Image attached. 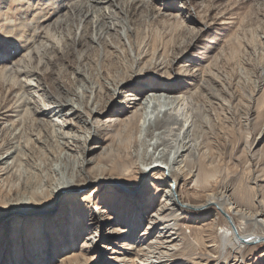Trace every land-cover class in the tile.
<instances>
[{"label":"bare ground","instance_id":"obj_1","mask_svg":"<svg viewBox=\"0 0 264 264\" xmlns=\"http://www.w3.org/2000/svg\"><path fill=\"white\" fill-rule=\"evenodd\" d=\"M60 1L56 0L55 2ZM150 1L152 0H141L140 3H142V7L146 6L145 8H147ZM248 1L251 2V0ZM252 1L264 2V0ZM130 2L131 0H127L126 13L122 17L124 20L127 19L126 15H129ZM125 3L126 1L121 0H69V5H67L62 0L59 3L60 7H63L61 11H66L61 16H57L54 21L50 18L47 24V19L42 24L39 20L34 19L33 22L36 25L33 28L21 20L20 27L14 30L15 33L8 31L9 34H15L16 38L24 43L16 45V48L8 45L4 50L0 49V60L2 59L3 65L0 68V91H4L2 95L5 100H8L4 104L0 102V125L2 123L6 125L1 130L2 133L0 131V151L6 149L5 153L0 155V199L3 202L2 205L6 198L11 197L18 188V169L16 171L13 169L14 167L18 168L22 160L25 159L23 151L26 148L28 150L29 147L35 148L37 143H42L41 146H44L42 140L56 134V137L65 139L62 150H71L70 139L81 144L82 148L76 152L74 150L77 146L73 148L76 169H73L69 174L68 184L60 182L55 187L47 189L49 191L52 188L51 194L54 201L62 190H79L78 186L90 179L96 181L100 178V181L88 192L87 197L78 199V194H69L65 197L63 205L72 199L70 200L71 206L67 208L71 226L68 240L72 242V245L68 251L65 249L66 245L63 246L65 248L62 250V258L57 255L58 246L54 245L45 235V228L52 219L50 215H38L34 218V226H29V228L27 225L23 226L28 234L32 235L30 232L35 231L38 237L43 238L36 245L45 247L46 259L44 263L40 264H53L55 260L59 264H91L95 260L94 254L98 251L97 249L104 248L109 233L107 232L108 226L114 221L118 223L113 228L117 238L111 243L113 246L108 245L107 248L112 250V254H122L121 264H242L250 251L256 247L254 245L264 242V154L249 152L247 155L246 162L253 170L250 179L254 184L249 182L250 184L240 185L239 188L230 184H219V173L223 169V161L221 156L214 155L209 148V130L212 127L224 128L227 120L234 123L235 116L239 114L237 109L239 97H236L231 91L230 99L226 98V78L221 68L218 67L216 70L213 65L212 67L208 66L202 75L192 72L189 68H181L183 77H187L186 80L191 81L189 84L191 86L184 89L181 86H171V82L174 80H166L160 85L155 81L156 86L151 87L149 92L152 94L150 93L149 97L135 98V106L131 107H136V110L128 119L122 120L120 117L112 116L107 120L112 123L107 125L101 124L99 118L111 106L109 96L116 90L120 92L124 90L122 83L131 74L129 71L131 68L123 71L118 78L113 76L115 79L112 81L113 87L111 88L100 77H97L96 73L93 74V70L90 71L91 67L89 69L86 67L85 60L87 58L84 57L85 55L79 54V58L77 57L78 67L68 65L65 60L71 52L79 51V46L87 45L90 41L105 39L106 46L104 48L109 46L112 50L113 44L111 42L108 44L109 40L103 34L115 30L116 26L114 27L113 20L118 19L117 15L123 12L119 9L124 10ZM145 8L143 11H146ZM5 15L6 19L11 18L6 12ZM41 16H46V14L43 13ZM245 18L243 17L241 22L242 30L246 27L244 25ZM140 25L142 23L139 24V27ZM255 29L253 30L257 32ZM255 34V32H251L252 43L257 40ZM135 35L138 44L135 46L136 58L134 60L140 61L143 59L144 53L147 57L152 52L153 56L149 60V64H154L155 67L162 65L163 74L171 75L168 67L180 53L185 51V46L179 45V51L173 53L172 57L165 55L164 61L160 59L162 54L159 53V44L154 47V50L151 46L152 51L149 49L147 52L148 50L145 51L142 46L143 43L144 46L147 43L140 33V28L137 29ZM130 36L132 35H129V40ZM235 37V40L231 37L227 41V45L235 41L236 45L233 50L241 56L240 49L244 40L237 34ZM259 37L260 56L262 54L264 59V35ZM162 41L163 39L160 40V42ZM164 43V52H167L169 47H173ZM252 43L245 46L247 48L259 46L258 41L257 44L253 45ZM255 51H257L256 48ZM252 53L256 55L254 54L256 52ZM219 56L216 58L215 65L217 66L221 58ZM11 57L16 60L12 64L10 63ZM59 64L60 69L58 68ZM257 66H259L257 67L259 73L256 72L257 83L254 80V91L250 95L251 110L248 119H251L252 115V102L264 106V62H259ZM105 67L108 75H112L111 72L116 71L114 67ZM68 69L73 70V72L71 71L73 75L77 72L78 77L75 78L78 84L84 82L86 85L82 94L72 89L70 85L65 87L66 84L63 81L68 75ZM55 72L57 77L54 76ZM33 80H37V85L30 82ZM144 80L145 78L140 79V81ZM260 91L263 96L257 97L256 100L255 96H258ZM128 95L134 96L135 94L129 92ZM71 96L75 98H71ZM68 98L74 99L73 102L78 103V108L67 106ZM48 102L49 104H47ZM83 113L86 114V117ZM48 117H51L50 120ZM75 117L80 120L81 127L86 129L84 134H78L79 127L77 128L76 124L72 122ZM52 118H63V122ZM65 125L71 126L70 129L75 127L74 134L69 135L64 131L58 133L55 127L59 126L62 129ZM111 127H115V130L110 136L111 131L108 129ZM143 128L148 129L146 136L150 137V142L145 139L143 143L138 137ZM18 130L19 132H17ZM107 130L106 135L109 136L101 137V134ZM262 136L264 137V127L260 137ZM112 137L119 138L120 141L126 140L130 143L131 148L133 145L137 146V149L140 145H146L148 150H152L150 155L149 153L144 154L141 166L145 173L143 177L149 175L151 177L149 184L152 183V186L149 188L145 186L143 190L140 186L136 188V185L131 188V185L122 178L116 177L119 182L116 185V183H110L111 180L108 179L111 178L110 176L97 175L114 166L117 169L119 164H130L125 166L127 169L129 166L131 168L139 166V156L136 155L137 158L134 159L129 146L128 150L124 151L127 154H119L118 158L112 145H104L107 139ZM153 140L155 141L151 142ZM92 141L102 147L100 160L94 166H92L95 162L93 157H87L88 153L96 147L91 146ZM13 148L14 150H12ZM9 152L10 154H7ZM12 158L13 165L9 164ZM101 158H110L111 164H104ZM93 169L97 170L92 175ZM141 180L142 176L139 182ZM188 180L193 182L190 185L192 189L185 192V183ZM101 181L106 183L102 184ZM165 183H167L166 187H164ZM179 185H181V189H178ZM115 186H120L122 190L132 191L130 194L125 192L127 196L123 194L125 197L122 198L127 201L124 206H121L124 200L109 192ZM103 188L109 189L106 192L108 193L106 200L117 202L116 206L110 208L118 207L116 208L117 212H113L114 214L106 206L104 196L99 197L100 202L104 203L103 207L99 206L96 197L94 200L92 199ZM158 192L162 196L159 201L157 200ZM35 193L32 192L33 195ZM84 199L88 200L90 204L85 206L82 203ZM156 201L157 203H155ZM210 203L219 208L216 209L210 221L197 228L199 233L209 239L208 241L211 242L209 246L217 250L214 258L210 253L202 250L198 243L197 246L193 243L194 225L189 222V217H192L191 219L194 221L202 220L206 216V212L212 209ZM6 207L1 212L2 214L0 213V218L7 216V220H10V217L17 219L13 221L12 225L16 230L15 234L21 230L22 222L28 220L31 213L46 211L44 207L33 206V204L25 207ZM65 207L66 205L55 216H61L62 212H65ZM222 211L228 215V218L226 217L228 220L224 218ZM103 213H107L109 218H105L104 221L100 220L96 226L90 222L85 224L88 217ZM19 214L24 216L17 217ZM62 222L60 219L61 224ZM4 223L0 226L2 229ZM158 224L161 225L156 231H150L152 228L155 229ZM184 228H192V235L181 233ZM87 229L89 232L86 234L85 241L78 245V239L84 236ZM177 229L178 231H175ZM193 254H196L197 257L192 258Z\"/></svg>","mask_w":264,"mask_h":264},{"label":"rangeland","instance_id":"obj_2","mask_svg":"<svg viewBox=\"0 0 264 264\" xmlns=\"http://www.w3.org/2000/svg\"><path fill=\"white\" fill-rule=\"evenodd\" d=\"M55 1L56 0H0V34H2L4 37L3 40H0V49L4 50V48L8 47V45H10L12 48H16V45L24 43L17 39L15 34H9L8 32H14L17 27H20L19 22L25 21V24H29L34 28L36 25L33 22L34 19L39 20L42 24L44 23V20L47 19V24L48 19L51 18L54 21L57 16H61L63 13H65L64 11L66 10L61 11L63 7H60L59 5L62 0H59L60 2ZM121 1H126V3L123 8L124 10L119 9L121 12H123L120 15H117L118 19L113 20L115 22L114 27L116 26L115 30L109 31V33L104 32L103 34V36L108 38V44H110V42L113 44L114 47L112 50L109 46L108 48H104V46H106L105 39H100L95 42L90 41L87 43V45L83 44L82 46H79V51H76L75 53L71 52L68 57L65 58L68 65L71 64L74 67H78L79 64H77V57L79 58V54L85 55L84 57L87 58V60H85V65L87 64L86 67L88 69L91 67L92 69H90V71L93 70V74L96 73L97 77H100L101 80L111 88L113 87V79L118 78L123 71L131 68L132 71L129 70L131 74L125 78L122 83L124 90L121 92L116 90L115 93L109 96L111 106L99 118L100 123L107 125L112 123L107 121L112 116H115V118L120 117L122 120L128 119L136 110V107H131L135 106V98L149 97L152 94V92H149L151 87L156 86L154 83L155 81H157L159 83L158 85H160L163 82H166V80H174V82H171V86H181L184 87V89L188 86H191L189 85L191 84V81H187V77H183V72L180 71L181 68H189L192 72L202 75V72L208 66L212 67L213 65V68L216 70H218L217 68L220 67L224 77L226 78V98L230 99L231 91L236 95V97H239V105H237L239 114L235 116L234 123L229 122L230 120H227L226 124H224V128L221 127L219 129L218 127H212L209 130V148L214 153V155L218 157L221 156L223 161V169L219 173V184H230L237 188L246 186L250 183L254 184L250 179L252 174L251 171L253 170L246 160L249 152L264 154V137H260L264 127L263 104L252 102L251 119H248V115L249 111L251 110L250 95L254 91V80L257 83L256 74L259 73V70H257V67L259 66H257V64L259 62H264L262 54L260 56L261 45L259 41V36L264 35V22H261L264 21V2H255L252 0L251 2L248 0H152L150 1V4L147 6V8H145L146 6L142 7V3H140L141 0H131L129 5V15H126L127 19L124 20L122 17L125 15L124 13H126L127 0ZM63 2L69 5V0H63ZM144 8L146 11H143ZM5 12L8 13V17L11 18L6 19ZM43 13L46 14V16H41ZM243 17H246L244 19V25L246 26H244V30L241 28ZM140 23H142V25L139 27ZM138 28H140L141 35H143V37L146 39L145 41L147 45L144 46V43L142 44L145 51L148 50L147 52H149V49L152 51V48L154 50V47H157L159 44V53L162 54V57L160 58L161 60L165 61V55L172 57L173 53L179 51V45L185 46V51L180 53L177 59H175L171 66L168 67L171 75H167L165 73L163 74L164 70L162 69V65L155 67L154 64H149V60L153 56L152 52H150L147 57H145L146 55L144 53L143 59L140 61L134 60L136 58L135 46L138 44V39L136 40L137 37L135 32H137ZM253 29L257 30V32ZM251 32L256 33L255 35L257 40H255L253 43L251 39L253 35H251ZM258 32L260 35L257 34ZM130 34L132 35L130 36L131 41L128 38ZM236 34L239 37H242L244 40V43L240 49L241 56H239L237 52L233 50L234 45H236L235 41L227 45V41L231 37L234 38L233 40H235ZM161 39H163L162 42H160ZM257 41L259 46L246 47L247 45H250V42L253 45L257 44ZM163 43L173 47H169L167 52H164ZM151 46L152 48H150ZM255 48L257 51H255ZM252 52H256L254 53L256 55H253ZM221 54L222 56H219ZM218 56L221 58L217 66L215 64L217 63L216 58ZM14 57L10 58L11 64L16 61L14 60ZM65 60L63 61L64 63ZM2 66L1 59L0 68H2ZM105 66H109V68L114 67L116 71L111 72L112 75H108V72L105 71ZM58 68L60 69V64L58 65ZM71 71L73 72L72 69H68L69 76L67 75L65 77V81H63L64 84H66L65 87H69L70 85L72 89L77 90L80 94H82L84 88H86V85H84V82L78 84L76 79L78 77L77 72L74 71L76 74L73 75ZM57 73L54 75L55 77H57ZM113 76L115 78H113ZM142 78H145V80L140 81ZM133 81L136 82L135 86L129 87L128 85L132 84ZM30 82L34 85H37L38 83L37 80ZM3 92V90L0 91V102L2 104L8 102V100L4 99V95H2ZM129 92L135 95H128ZM262 94V91H260L258 96H255L256 100L257 97L261 98L263 96ZM71 98L75 97L71 96ZM67 100V106H74L75 108H78V103L73 102L74 99L71 100L68 98ZM236 100L238 99L236 98ZM47 104H49V102ZM83 115L86 117L85 113H83ZM48 118L50 120L51 117ZM52 119L63 122V118ZM72 122L76 124L75 126L77 128L79 127L78 134H84L86 129L81 127L82 125L80 120L75 117ZM4 126H6L5 123L0 125V131L4 128ZM55 128L58 133L64 131L69 135L74 134L73 132L76 130L75 127L70 129L71 126L69 125H65L62 129H60L59 126ZM108 130L111 131L109 134L111 136L114 133L115 127H111ZM108 130L107 132L102 133L101 137L109 136L106 135ZM147 130L148 129L143 128L141 134H139L138 137L142 141L148 139V142H150V137L146 136V133L148 132ZM17 132H19V130ZM54 137H56V134H52L48 138L49 140L43 139L42 141H44V146H41L43 145L42 143H37L35 148L31 149L29 147L28 150H26V148L25 151H23L25 159L22 160L21 165L18 168L14 167L13 169V171L18 169V188L11 197L6 198V201L3 205V202L0 199V210L2 211L6 206L25 207L31 204H33V206H42L44 209H46V211H40L41 213L38 211L31 213V215L28 216V220L22 222V228L16 234V230L13 229L12 225L13 221H16L17 219L10 217V220H7V216L0 218V226L3 224V222H5L3 229L0 227V264H40L45 262V247L43 245L40 247L36 246L43 240V238L41 239L40 236L38 237L37 232L35 231L30 232L32 233V235H30L27 233V230L23 228L25 225H27L28 228L29 226H34V218L38 215H50V217H52L48 226L45 228V235L46 237L50 238V241L54 245L58 246L56 249L58 250L57 255L59 258H62V250L66 247L65 249L68 251L72 245V242L68 240L71 226L69 211H67V208L71 206L70 200L72 199H69L64 204L66 205L64 208L65 212H62L61 216L55 215L62 207H64L63 203L66 196L69 194L79 195L81 192L88 193L94 186L99 184L100 178L96 181H92L90 179L88 182L79 185V190H72V192L70 189L62 190L60 195L57 196L56 201H54L53 195L51 194L52 188L49 191H47V189L49 187H55L56 184L60 182L68 184V181L70 180L69 174H71L73 169H76L74 152L79 151L82 148L81 144H77L73 141V139H70L69 145L71 150H62L65 139L59 138L58 136L56 138ZM58 138L59 141H57ZM154 141L155 140L151 142ZM96 144L97 143L95 141H92L91 146L96 147L87 155L88 158L93 157L95 160L92 166H94L96 162L100 160V155L102 154V147H100V144ZM106 144L112 145L115 148V154L118 158L119 154H127V152L124 151L128 150V146L130 145V143H128L126 140L123 139L120 141L119 138L114 137L107 139L104 145ZM76 146L77 148L73 152V148ZM136 149L137 146L133 145L132 148L129 146V150H131L132 153L131 156L134 159L137 158L136 155L139 156V166L137 165L136 167L132 168L129 166V169H127L125 166L130 164H119L117 169H115L114 166L112 167L113 169H106L104 173H98L97 175H103L107 177L110 176L111 178H108L111 180L110 183H114L113 179L118 180L117 178H122L131 185V188H133L135 185L137 186L136 188L140 186L142 190L145 186L149 188V186H152V183L149 184V179H151V177H149V175L143 177V174L145 173H143L141 166L143 164L142 160L144 159V154L149 153L150 155L152 150H148L146 145H140L138 149ZM5 150L6 149L1 150L0 155L5 153ZM12 150H14V148ZM40 151L43 153L41 154ZM7 154H10V152ZM101 161L104 164H111L110 158H101ZM9 164H14L13 158L10 159ZM96 170L97 169H93L91 174L93 175ZM113 176H115V178H113ZM141 176L142 180L139 182ZM101 183L105 184L106 182L101 181ZM192 183L193 182L191 180H188V182L185 183V192L192 189L190 187ZM166 184L167 183L164 184V187H166ZM178 189H181V185L178 186ZM107 191H109L108 188H103L96 193L95 197L98 200V204H100L99 206L101 207L104 206V203L100 202L101 200L99 198L104 196V200L106 201L104 202L106 203L109 211L112 213L117 212L116 210L118 209L116 208L118 207L115 209H110L116 206L117 202H115V200H106V194H108L106 193ZM32 192H36L35 195H33ZM109 192H111L113 196L117 195L120 199L124 200L122 197L127 196L125 192L130 194L132 191L122 190L120 186H115L114 189H110ZM161 198V193L158 192L157 200L159 201ZM125 202L127 201L124 200L122 204L120 203L121 206H124ZM155 203H157V201ZM210 206H212V209L206 212L207 214L202 220L194 221L191 219L192 217H189V222H191L190 224L194 225L193 231L195 236L192 238L193 243L196 246L199 244L202 250L210 253L212 258H214V254L217 250L209 246L211 242L208 241L209 239L206 238V236H203L202 233H199V229L197 228L204 226V224L210 221L216 209L219 208L213 203H210ZM2 211H0V213ZM222 213L224 218H228L226 213L223 211ZM22 216L24 215L19 214L17 217ZM105 218H109L107 213H103L102 215H94L88 217L86 219L88 221H86L85 224L90 222L96 226L100 220H106ZM227 218L226 220H228ZM60 219L63 221L62 224L60 223ZM115 225H118V223L114 221L110 226H108L109 228L107 229V232L109 233L105 242V246L102 249L99 247L97 249L98 251L95 250L97 251L94 254L95 260L91 264H121L123 261L121 258V253L112 254V250L107 248V246L111 245L113 240L117 238V235L115 234L116 231L113 230ZM160 225L161 224H158L155 229L152 228L150 231H156ZM82 227L85 228L86 226ZM175 231H178V229ZM88 232L89 230L87 229V232L84 234V236L78 239V245L85 241V237ZM181 233L192 235V228H184L181 230ZM112 246L113 244L110 247ZM254 246L256 247L250 251L247 259L242 264H264V242H260ZM196 257V254L192 255V258ZM57 263L58 261L56 260L53 262V264Z\"/></svg>","mask_w":264,"mask_h":264},{"label":"snow or ice","instance_id":"obj_3","mask_svg":"<svg viewBox=\"0 0 264 264\" xmlns=\"http://www.w3.org/2000/svg\"><path fill=\"white\" fill-rule=\"evenodd\" d=\"M3 39H4L3 35L0 34V40H3ZM135 84H136V82L133 81L132 84H130V85H128V86H129V87H134ZM87 195H88L87 192H81V193H79V195H78V199L83 198V197H87ZM92 199L94 200V199H95V196H93ZM82 203L85 204V205L90 204V202H89L88 200H82ZM0 211H2V210H0Z\"/></svg>","mask_w":264,"mask_h":264},{"label":"water","instance_id":"obj_4","mask_svg":"<svg viewBox=\"0 0 264 264\" xmlns=\"http://www.w3.org/2000/svg\"><path fill=\"white\" fill-rule=\"evenodd\" d=\"M114 183L118 184V180L113 179ZM72 192V191H71ZM64 193V192H63ZM66 193V192H65ZM68 193V192H67Z\"/></svg>","mask_w":264,"mask_h":264}]
</instances>
